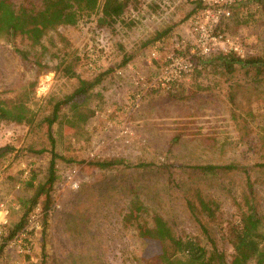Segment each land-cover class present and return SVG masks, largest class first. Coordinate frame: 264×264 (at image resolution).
<instances>
[{"label": "rangeland", "instance_id": "obj_1", "mask_svg": "<svg viewBox=\"0 0 264 264\" xmlns=\"http://www.w3.org/2000/svg\"><path fill=\"white\" fill-rule=\"evenodd\" d=\"M192 10L190 0H129L113 29L98 28L91 16L42 30L38 45L0 38V101L26 104L36 121L33 127L0 122V148H12L0 159V205L12 225L21 215L19 199L31 195L30 175L40 182L46 173L44 119L52 103L75 92L80 81L101 78L75 100L82 103L78 111L92 116L82 122L68 105L52 127L62 159L46 210L44 250L40 230L31 236L28 253L3 248L0 264H142L156 248L125 221L132 203L138 200L149 211L143 222L151 224L159 214L176 235H198L186 206L195 188L221 205L217 222L200 219L229 262L232 249L223 229L237 216L245 176H205L193 167L233 163L252 169L253 203L264 211V75L244 67L227 75L215 68L214 55L197 60L170 90L149 88L170 55L189 53ZM222 31L237 48L225 55L264 59V14L256 2L234 9ZM15 49L29 53L30 62ZM139 77L143 82L135 84ZM109 160L123 162L111 170L93 165Z\"/></svg>", "mask_w": 264, "mask_h": 264}, {"label": "trees", "instance_id": "obj_2", "mask_svg": "<svg viewBox=\"0 0 264 264\" xmlns=\"http://www.w3.org/2000/svg\"><path fill=\"white\" fill-rule=\"evenodd\" d=\"M264 14V0H253ZM129 0H0V38L13 45L16 38L29 41L38 45L40 32L55 29L61 25L73 26L84 18L94 16L97 18L98 28L113 29L128 9ZM193 13V10L191 14ZM170 29L163 31L158 37L164 36ZM15 52L24 62H30L29 53L15 49ZM215 68L227 75L234 73L236 67L250 68L258 75H264V59L261 57L241 58L235 54H218L214 57ZM127 62L124 60L121 65ZM166 64V63H165ZM164 64V65H165ZM36 67L40 62L35 61ZM101 78L92 82L80 81L79 88L71 95L60 100H54L49 117H46L45 132L50 145L49 160L46 173L42 181L37 182V176L31 174L26 187L30 190L28 199H19L18 209L21 215L13 225L10 219L3 226L5 238L9 239L19 232L26 224L30 214L40 207L43 212L41 220V235L44 237L47 226L46 210L51 205L54 185L57 181L56 162L62 159L55 152V140L52 127L57 123L60 111L65 106H70L76 116L82 117V122L89 119L93 112L89 110L78 111L82 103L75 102L86 94ZM33 112L22 102L8 107L0 101V122L27 125L36 124ZM176 142V140H173ZM12 152V148H0V159ZM45 152L44 150L39 151ZM123 160H109L96 162L93 165L100 169L111 170L122 163ZM264 167V165H261ZM205 176H214L219 173L242 172L245 176L246 191L242 194V203H237V216L233 221L226 222L223 229V239L231 247L232 254L229 262L225 253L218 247L212 232L202 220L215 223L219 219L221 205L214 199L202 195L198 188L187 197L186 206L195 220L199 230L198 235L182 233L176 235L168 223L159 214L151 216V224L143 222L149 211L140 201H134L124 216L128 224H134L137 237L153 244L156 253L146 259H141L142 264H264V211L260 212L253 203L254 192L249 170L233 163L223 166L205 165L193 167ZM3 247L0 248V252Z\"/></svg>", "mask_w": 264, "mask_h": 264}, {"label": "built area", "instance_id": "obj_3", "mask_svg": "<svg viewBox=\"0 0 264 264\" xmlns=\"http://www.w3.org/2000/svg\"><path fill=\"white\" fill-rule=\"evenodd\" d=\"M193 13L189 19V34L192 45L189 53H175L167 58L166 64L158 74L153 76L148 87L152 89L170 90L192 72L199 59L217 54L237 52L230 40L222 31V24L229 19L237 7L253 0H190ZM155 53H152V57ZM143 82L139 77L135 84ZM138 96V95H137ZM37 207L29 216L24 227L13 237L6 239L3 226L8 222V209L0 205V248L16 247L19 253L30 251L31 236L41 230L43 212Z\"/></svg>", "mask_w": 264, "mask_h": 264}]
</instances>
